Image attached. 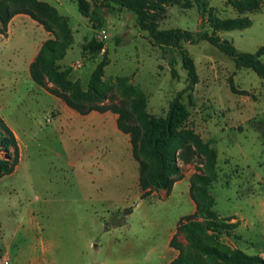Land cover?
<instances>
[{
    "label": "rangeland",
    "instance_id": "374dc122",
    "mask_svg": "<svg viewBox=\"0 0 264 264\" xmlns=\"http://www.w3.org/2000/svg\"><path fill=\"white\" fill-rule=\"evenodd\" d=\"M40 1L67 19L73 43L58 65L71 68L72 82L87 90L102 55L83 57L81 46L92 38L101 40L108 58L102 80L110 89L105 103L143 98L147 114L165 116L169 102L187 85L175 51L155 47L137 28L135 15L124 9H104L105 24L94 29L75 0ZM205 1L226 19L239 16L232 1L249 0ZM257 1L256 12L242 15L251 20L249 28L218 33L240 53L264 46V0ZM5 2L10 11L34 10L28 0ZM200 22L193 0H175L165 6L158 28L198 32ZM45 39L43 28L27 16L15 18L0 37V117L17 137L20 154L14 173L0 178V264H20L30 257L40 264H166L178 254H170L171 233L194 213L188 184L193 174H206V158L189 144L177 162L182 179L191 174L189 182L170 196L153 191L141 199L138 166L129 137L112 119L117 115L81 116L31 81L29 63ZM182 46L198 75L193 106L183 99L189 117L182 130L215 152L213 210L220 221L235 224L221 240L264 258V81L251 69L236 68L205 41ZM118 80L134 92L123 94ZM5 156L0 149V160Z\"/></svg>",
    "mask_w": 264,
    "mask_h": 264
},
{
    "label": "trees",
    "instance_id": "16d2710c",
    "mask_svg": "<svg viewBox=\"0 0 264 264\" xmlns=\"http://www.w3.org/2000/svg\"><path fill=\"white\" fill-rule=\"evenodd\" d=\"M26 0H23L25 2ZM34 10L10 11L5 0L0 1V34L5 35L10 20L16 15H27L42 28L54 36L40 47L35 59L29 66L31 81L50 95L62 101L69 109L81 116L91 112L100 114L111 112L117 115L116 127L129 137L131 154L138 166V186L141 199H146L153 191L164 190L169 193L174 182L182 179L178 160L181 152L189 144L195 154L204 155L206 174H193L190 178L189 197L194 204V213L178 222L176 231L169 241V247L177 251V256L168 264H264L261 256H250L239 249H233L221 240L223 234L229 235L235 224L218 219L213 210L214 200L210 188L216 180V154L209 144L202 143L194 134L184 132L182 126L189 117L188 106L192 107L193 92L198 83V75L193 58L183 43L195 45L205 41L231 59L236 68L251 69L264 81V46L255 53H240L233 44L222 40L218 33L243 30L251 26V20L242 16L259 9L257 0L232 1L231 6L237 11L236 18H219L205 0H193L200 15V30L191 32L180 28L160 30L158 21L165 11V6L175 0H75L78 12L88 20L94 29H101L105 24L103 10L113 13L124 9L135 15L137 28L148 34L155 47L163 51H175L183 70L186 72V87L178 92L169 102L164 117H153L145 112L143 98H134L126 102L105 103L108 100L109 87L102 80L104 69L108 65L107 51L104 44L95 38L81 46L83 57L94 59L102 55L90 75L87 90L78 82L69 79L71 68L61 69V61L73 43L67 19L55 8L44 2L28 0ZM205 25L208 31L203 30ZM175 60L169 61L172 77H176ZM123 94L133 93L129 84L118 80ZM232 92H235L230 84ZM111 100V99H110ZM0 149L5 159L0 160V178L14 172L19 163L17 139L11 129L0 117ZM198 218V220H196ZM182 237L184 243L179 240Z\"/></svg>",
    "mask_w": 264,
    "mask_h": 264
},
{
    "label": "crops",
    "instance_id": "0c3cea01",
    "mask_svg": "<svg viewBox=\"0 0 264 264\" xmlns=\"http://www.w3.org/2000/svg\"><path fill=\"white\" fill-rule=\"evenodd\" d=\"M37 1H39V2H43V1H40V0H37ZM44 3H46V2H44ZM48 4V3H47ZM48 5H50V4H48ZM50 6H52V5H50ZM53 7V6H52ZM53 8H55V7H53ZM56 9V8H55ZM57 10V9H56ZM57 12H58V10H57ZM59 13V12H58ZM60 14V13H59ZM61 15V14H60ZM20 16H27V15H16V16H14L11 20H10V22L8 23V26H7V32H8V28H9V26H10V24H11V22L15 19V18H17V17H20ZM27 17H29V16H27ZM30 18V17H29ZM31 19V18H30ZM32 20V19H31ZM34 21V20H33ZM35 22V21H34ZM35 23H37V22H35ZM38 24V23H37ZM39 25V24H38ZM40 26V25H39ZM42 27V26H41ZM44 30V29H43ZM45 31V30H44ZM7 32H6V34H7ZM46 32V31H45ZM6 34L5 35H1L0 34V37H2V36H6ZM51 34L50 33H48V32H46V39L43 41V42H41L38 46H37V48H36V51H35V53H34V56H33V59L31 60V62L29 63V66H30V64L33 62V60L35 59V57H36V55H37V53H38V51H39V49H40V47L42 46V44L46 41V40H48V39H50L51 37ZM97 112H91L90 114H88V115H95ZM100 114V113H99ZM103 114H109L108 112L107 113H103ZM88 115H86V116H88ZM112 119H114L115 120V123H116V116L115 117H113ZM119 131V130H118ZM16 137V136H15ZM16 139H17V137H16ZM18 142V141H17ZM19 148V147H18ZM20 155V154H19ZM19 160H20V158H19ZM19 164V163H18ZM18 166V165H17ZM17 166L15 167V169H14V171L16 170V168H17ZM14 173V172H13ZM11 175V174H10ZM190 176H191V174H189V175H186L183 179H181L180 181H176V182H174V184H173V186H172V188H171V190H170V192L169 193H166L164 190H159V192H161L162 193V195H164L165 197H167V196H170L172 193H173V191H174V189L177 187V186H179L181 183H183L184 181H188L189 182V178H190ZM189 187H190V185L188 184V190H189ZM189 193V192H188ZM152 194H155V192H152ZM194 205V204H193ZM195 209V208H194ZM175 231H176V229H175ZM175 231H173L172 233H171V236H170V239L172 238V236L174 235V233H175ZM170 239H169V241H170ZM168 245H169V243H168ZM169 249H170V251H171V255H174V257L176 256V254H173V253H176V251L174 250V249H172V248H170L169 247ZM172 261V259L171 260H169L166 264H168V263H170ZM41 263V260L39 259V258H34V257H30V258H27V260H25L24 262H22V263H20V264H40Z\"/></svg>",
    "mask_w": 264,
    "mask_h": 264
},
{
    "label": "built area",
    "instance_id": "2783aa9c",
    "mask_svg": "<svg viewBox=\"0 0 264 264\" xmlns=\"http://www.w3.org/2000/svg\"><path fill=\"white\" fill-rule=\"evenodd\" d=\"M98 41H101V40H98ZM4 264H8V261L6 260V261H4Z\"/></svg>",
    "mask_w": 264,
    "mask_h": 264
}]
</instances>
